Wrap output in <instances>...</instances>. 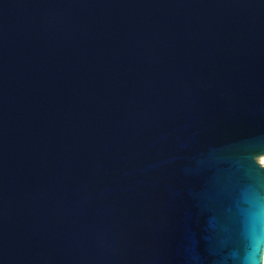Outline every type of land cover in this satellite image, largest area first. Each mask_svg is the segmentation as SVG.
<instances>
[{"label":"water","instance_id":"1","mask_svg":"<svg viewBox=\"0 0 264 264\" xmlns=\"http://www.w3.org/2000/svg\"><path fill=\"white\" fill-rule=\"evenodd\" d=\"M262 156L264 0H0V264H246Z\"/></svg>","mask_w":264,"mask_h":264},{"label":"clouds","instance_id":"2","mask_svg":"<svg viewBox=\"0 0 264 264\" xmlns=\"http://www.w3.org/2000/svg\"><path fill=\"white\" fill-rule=\"evenodd\" d=\"M262 261H264V250L259 246H254L247 257L246 264H262Z\"/></svg>","mask_w":264,"mask_h":264},{"label":"rangeland","instance_id":"3","mask_svg":"<svg viewBox=\"0 0 264 264\" xmlns=\"http://www.w3.org/2000/svg\"><path fill=\"white\" fill-rule=\"evenodd\" d=\"M257 162L264 166V156L257 159Z\"/></svg>","mask_w":264,"mask_h":264},{"label":"bare ground","instance_id":"4","mask_svg":"<svg viewBox=\"0 0 264 264\" xmlns=\"http://www.w3.org/2000/svg\"><path fill=\"white\" fill-rule=\"evenodd\" d=\"M263 264H264V261H263Z\"/></svg>","mask_w":264,"mask_h":264}]
</instances>
